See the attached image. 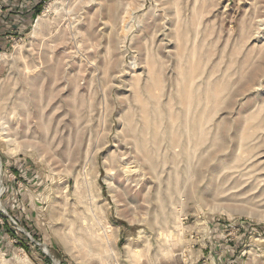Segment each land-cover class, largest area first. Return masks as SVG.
Returning <instances> with one entry per match:
<instances>
[{"label": "rangeland", "instance_id": "rangeland-1", "mask_svg": "<svg viewBox=\"0 0 264 264\" xmlns=\"http://www.w3.org/2000/svg\"><path fill=\"white\" fill-rule=\"evenodd\" d=\"M37 3L0 24V264H264V0Z\"/></svg>", "mask_w": 264, "mask_h": 264}, {"label": "crops", "instance_id": "crops-1", "mask_svg": "<svg viewBox=\"0 0 264 264\" xmlns=\"http://www.w3.org/2000/svg\"><path fill=\"white\" fill-rule=\"evenodd\" d=\"M5 12L0 14V24L6 28H21L24 20L33 18L40 0H3ZM20 6V7H19ZM21 19H24L23 21Z\"/></svg>", "mask_w": 264, "mask_h": 264}, {"label": "trees", "instance_id": "trees-1", "mask_svg": "<svg viewBox=\"0 0 264 264\" xmlns=\"http://www.w3.org/2000/svg\"><path fill=\"white\" fill-rule=\"evenodd\" d=\"M37 7H38L37 11H39L40 8H41V3H39V4L37 5Z\"/></svg>", "mask_w": 264, "mask_h": 264}, {"label": "bare ground", "instance_id": "bare-ground-1", "mask_svg": "<svg viewBox=\"0 0 264 264\" xmlns=\"http://www.w3.org/2000/svg\"><path fill=\"white\" fill-rule=\"evenodd\" d=\"M51 8V5L47 6V9H50Z\"/></svg>", "mask_w": 264, "mask_h": 264}]
</instances>
